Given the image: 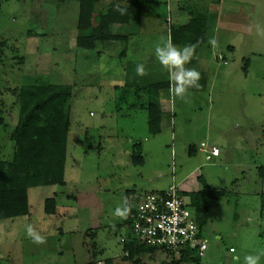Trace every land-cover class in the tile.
<instances>
[{"label":"rangeland","instance_id":"rangeland-1","mask_svg":"<svg viewBox=\"0 0 264 264\" xmlns=\"http://www.w3.org/2000/svg\"><path fill=\"white\" fill-rule=\"evenodd\" d=\"M143 1L145 18L114 29L127 35L126 43L85 51L76 47L75 0H0V161L12 157L18 90L33 84L73 88L65 186L30 189V214L0 222V264H170L177 255L160 251L124 260L127 218L114 212L128 192L171 186L188 199L226 191L208 203V249L199 264H245L247 255H259L264 264V180L257 174L264 167V35L256 30L264 29V0H224L222 10L210 14L206 42L215 37L218 45L206 43L198 51L202 88L188 90L185 99L168 91L170 119L156 135L148 132L147 111L140 107L150 93L137 86L168 81L154 55L155 44L167 36L166 0ZM183 1L187 11L216 6L213 0ZM112 2L98 0L96 13ZM168 5L176 21L178 5ZM140 63L144 76L136 72ZM201 143L218 148L220 156L207 160ZM51 198L54 215L44 211ZM28 224L46 243L32 242Z\"/></svg>","mask_w":264,"mask_h":264},{"label":"trees","instance_id":"trees-1","mask_svg":"<svg viewBox=\"0 0 264 264\" xmlns=\"http://www.w3.org/2000/svg\"><path fill=\"white\" fill-rule=\"evenodd\" d=\"M68 1L71 0H59L60 3ZM75 1L78 3L79 10L76 47L85 51H94L98 44L126 43L127 35L113 32V27L127 25L133 18L140 20L146 8L145 3L140 0H130L127 4H120L121 0H112L113 2L104 12L97 14L95 6L98 0ZM117 4L127 8L125 15L114 11V5ZM189 13L191 19L185 25L170 27V36L177 46L186 44L198 46L205 42L204 35L209 17H203L195 12ZM125 52L124 49L122 55L125 56ZM133 85L135 81L129 84V86ZM137 88L139 91L150 93L147 103L140 107L147 111L148 132L152 135L159 134L161 131L160 96L163 91H169V82L146 87L137 86ZM72 90V86L37 84L23 86L18 90V122L9 136L13 142L12 157L8 161H0V222L30 214L28 201L30 189L54 185L65 186L64 171ZM133 148V154L138 155L140 144H134ZM257 174L264 180V167H258ZM225 193V190L218 192L206 190L189 196L201 235L208 222V203L218 201ZM133 194L134 192L126 194L128 201ZM259 198L260 212L264 216V192L259 194ZM44 211L48 215L56 213L54 198L45 200ZM133 213L134 207L131 205V212L125 223L128 234L126 240L122 242L124 260L158 251L131 237L129 218ZM88 236L93 239L95 234L91 231ZM168 255L174 256L172 253ZM199 261L200 257L196 253L184 252L179 257H174L170 264H199ZM110 263L109 260L106 261V264Z\"/></svg>","mask_w":264,"mask_h":264},{"label":"built area","instance_id":"built-area-1","mask_svg":"<svg viewBox=\"0 0 264 264\" xmlns=\"http://www.w3.org/2000/svg\"><path fill=\"white\" fill-rule=\"evenodd\" d=\"M200 146L207 160L220 154L216 147L209 148L204 143ZM129 203L134 207L129 218L134 240L176 257L184 252L204 257L208 249L207 240L200 233L190 199L181 195L176 186L163 192L133 194Z\"/></svg>","mask_w":264,"mask_h":264},{"label":"clouds","instance_id":"clouds-1","mask_svg":"<svg viewBox=\"0 0 264 264\" xmlns=\"http://www.w3.org/2000/svg\"><path fill=\"white\" fill-rule=\"evenodd\" d=\"M114 11L120 15H125L127 8L120 5H114ZM257 33L264 35V29L257 26ZM213 47L218 45V41L215 37H212L208 41ZM196 45L186 44L183 47H178L172 41L171 36L166 38L162 37L154 47V55L156 60L166 69L168 72L169 90L174 97L185 99L189 88H199V80L201 74L195 68H187L186 64L190 63L194 53ZM136 72L139 76L147 74L145 66L140 63L136 67ZM131 212V205L127 198L116 207L114 215L123 219H126ZM26 234L35 244L46 243V237L42 236L31 224L26 225ZM245 264H258L259 255H247L245 256Z\"/></svg>","mask_w":264,"mask_h":264},{"label":"crops","instance_id":"crops-1","mask_svg":"<svg viewBox=\"0 0 264 264\" xmlns=\"http://www.w3.org/2000/svg\"><path fill=\"white\" fill-rule=\"evenodd\" d=\"M124 1V0H123ZM140 1H142V2H144L145 3V5H146V8H145V12L141 15V18L140 19H143V18H145V15H146V11H147V9H148V6H147V2L146 1H143V0H140ZM175 2H176V4L178 5L177 6V13L175 14V16H176V21H175V18L173 19L172 18V9L169 7V5H168V3H170V0H166V2H165V4H166V11H167V14H166V18H165V26H164V29H166L167 30V36L166 37H168V36H170V27L172 26V25H185L190 19H191V15H190V13L189 12H195V13H197V14H199V15H202L203 17H209L210 18V14L211 13H213V12H218L217 10L218 9H221L222 8V3L224 2V0H213V2H212V5H216L215 6V9H213V10H211L209 7H208V9H207V11H205V12H200V11H193V10H190V11H187V9H186V6H183L181 3H184V1L183 0H174ZM122 2V1H121ZM127 2V1H126ZM125 2V3H126ZM129 2V1H128ZM185 3H187V4H190L189 3V0H185ZM124 4V3H123ZM127 4V3H126ZM222 10V9H221ZM221 10H220V12H221ZM217 14H219V13H217ZM134 19V18H133ZM132 19V20H133ZM132 20L129 22V24H131V22H132ZM174 20V22L172 23V21ZM178 21H180L181 23H178ZM129 24H127V25H123V26H128ZM140 25H141V27L143 26V22L142 23H140ZM207 26H208V24H207ZM120 25H115L114 27H113V32H116V31H114V29H119L120 30ZM165 37V36H164ZM207 28H206V33H205V35H204V43L202 44V45H198V46H196V48H195V53H194V56H193V58H192V60H191V62L190 63H188L187 65H188V67H190V68H195L196 67V65L198 64V56H197V54H198V51H199V49L200 48H202V47H206V43H208V42H206V40H207ZM103 45V44H102ZM178 47H183V46H178ZM197 71H199L198 70V67L197 68H195ZM132 81H134V80H132ZM168 82H169V80H168ZM202 87H199L198 89L197 88H189L188 90H200ZM167 93H168V91L166 90V91H163L162 93H161V96H163L161 99H160V108H161V123H160V127H161V130L163 129V126H165V121L167 120V118H169L170 119V113L168 114V111L167 110H165L166 109V107H167V100H166V98H168V97H170V96H168L167 95ZM169 94H170V90H169ZM160 96V97H161ZM166 119V120H165ZM219 156H220V154H219ZM218 156V157H219ZM66 159H67V153H66ZM66 165V164H65ZM65 181V180H64Z\"/></svg>","mask_w":264,"mask_h":264}]
</instances>
